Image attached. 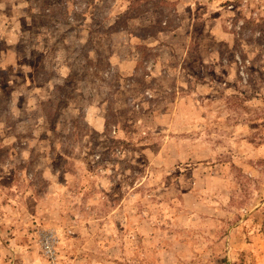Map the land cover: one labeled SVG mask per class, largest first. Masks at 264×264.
<instances>
[{
  "label": "rangeland",
  "instance_id": "rangeland-1",
  "mask_svg": "<svg viewBox=\"0 0 264 264\" xmlns=\"http://www.w3.org/2000/svg\"><path fill=\"white\" fill-rule=\"evenodd\" d=\"M200 3L160 80L176 0H0V264H264V0Z\"/></svg>",
  "mask_w": 264,
  "mask_h": 264
},
{
  "label": "crops",
  "instance_id": "crops-1",
  "mask_svg": "<svg viewBox=\"0 0 264 264\" xmlns=\"http://www.w3.org/2000/svg\"><path fill=\"white\" fill-rule=\"evenodd\" d=\"M200 2L201 0H176L175 13L177 16V23L175 27L173 29H160L155 35L150 37L147 36V38L145 37L143 41L137 40L136 36L132 34V28H128V30L126 28H122V30L121 28H115L114 32L110 35L112 40H110L106 46L109 48H115V51L119 47H127L130 51L127 56H124L123 58L117 56L116 52H113L111 57L112 64L116 66V69L119 72L124 68H126L124 71L127 72L128 68V73L126 74L134 75L133 71L136 72V65L140 59V55L137 52L139 47L145 46L161 50L167 49L171 53V57H159L154 59L155 62L153 61L154 63H152L154 68L148 75L149 78H159L161 80L162 78L165 79V75L168 76L173 73H176L177 77L182 75L181 78H184L185 73H188L186 70V64L188 58H190L187 57L190 54L185 51V49L203 47L200 40H197L194 34L195 31L198 30V27H200L201 22L207 25L205 28L208 29V31L211 29V34L215 35L214 41L218 40V37H221L222 40H230L229 35H227L229 33L224 30L222 22L219 21L221 18L210 17L208 13H204L203 18L200 17V12L198 10V6L201 5ZM154 13L145 10L144 15L139 19V23L142 27L155 24L159 20H157L156 14ZM150 16H152V20L150 19ZM208 17H210V19ZM219 26H222V29H220ZM208 27H210V29ZM215 27L216 30H214ZM126 30L128 32H126ZM121 38L125 39L121 40ZM180 51H183L182 54H180ZM175 54L178 56H175ZM214 57L215 52H212V59L205 60L207 62L211 60L213 61ZM172 58H176L174 65L172 64L173 62L171 63ZM120 63L122 69H120ZM121 75H123V73ZM190 77L193 78V76ZM98 123L101 124L102 121L99 120Z\"/></svg>",
  "mask_w": 264,
  "mask_h": 264
},
{
  "label": "built area",
  "instance_id": "built-area-1",
  "mask_svg": "<svg viewBox=\"0 0 264 264\" xmlns=\"http://www.w3.org/2000/svg\"><path fill=\"white\" fill-rule=\"evenodd\" d=\"M49 251L52 253L51 249H49Z\"/></svg>",
  "mask_w": 264,
  "mask_h": 264
}]
</instances>
